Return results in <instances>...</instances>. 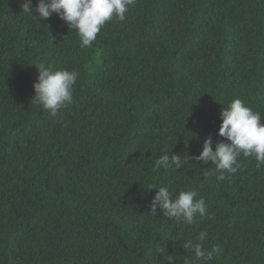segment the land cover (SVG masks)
<instances>
[{
  "label": "trees",
  "instance_id": "16d2710c",
  "mask_svg": "<svg viewBox=\"0 0 264 264\" xmlns=\"http://www.w3.org/2000/svg\"><path fill=\"white\" fill-rule=\"evenodd\" d=\"M22 3L0 0V264H183L201 231L210 264H264V165L241 154L229 182L183 160L215 150L234 99L264 116V0H135L91 48ZM40 63L80 74L56 117L32 103ZM165 153L182 166L154 169ZM153 185L211 219L151 214Z\"/></svg>",
  "mask_w": 264,
  "mask_h": 264
},
{
  "label": "clouds",
  "instance_id": "9594fccd",
  "mask_svg": "<svg viewBox=\"0 0 264 264\" xmlns=\"http://www.w3.org/2000/svg\"><path fill=\"white\" fill-rule=\"evenodd\" d=\"M135 0H37L33 7V0H23L21 4L23 14L33 19L44 21L53 14L66 22L70 29H75L80 37L82 48H91L97 40L98 34L108 23L115 20L123 22L127 18L129 6ZM38 76L33 84L35 95L32 103L38 104L51 117H56L59 111L73 102V90L79 78L76 70L57 69L52 64L40 63L35 66ZM220 118L222 123L218 135L224 138L215 144L208 137L203 141L202 151L198 156H186L187 162L192 159L204 165L211 163L218 181L230 182L234 174L241 169L239 157H254L256 166L264 165V116L247 106L241 99H234L227 107H223ZM227 141V142H225ZM182 157L167 153L160 155L154 162V169L182 166ZM158 189L151 201V214L157 215L160 210L164 217L187 225H195L199 221L211 217L205 199L197 198L195 190L181 191L177 196L166 186H150ZM207 232L201 231L195 239H187L183 245L190 255L185 256L183 264H210L216 255L222 252L220 245L211 250L205 247ZM166 264H176L175 255H167Z\"/></svg>",
  "mask_w": 264,
  "mask_h": 264
}]
</instances>
